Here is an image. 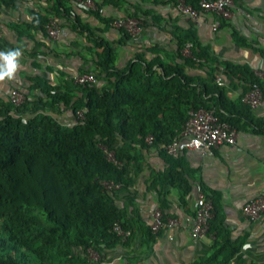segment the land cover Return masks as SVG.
I'll use <instances>...</instances> for the list:
<instances>
[{
	"label": "crops",
	"instance_id": "0c3cea01",
	"mask_svg": "<svg viewBox=\"0 0 264 264\" xmlns=\"http://www.w3.org/2000/svg\"><path fill=\"white\" fill-rule=\"evenodd\" d=\"M95 1L102 7L100 16L78 7L74 0L0 3V51L17 47L23 50L17 79L0 83V107L8 102L11 88L46 102L50 98L40 83L62 94L75 75L96 69L101 49L93 46L85 32L72 28L75 18L111 47L113 65L119 70L142 59L152 62L155 73L165 79H174L177 75L172 70L178 69L205 81L208 66H187L181 52L182 39L192 36L217 64L247 66L264 84V0H232L230 17L221 21L216 30L211 28V13L192 19L179 12L171 0ZM135 11L144 21L129 38L100 19L128 17ZM36 13L57 23L59 33L55 38L37 25ZM219 68L225 96L220 110L236 130L235 145H220L207 154L182 152L170 156L161 150V143L131 144L126 150L132 156L129 182L109 192L119 224L129 235L103 247L100 256L105 264H216L212 253L219 245L226 250L237 247L227 264H264V214L250 219L242 213L245 202L264 189V93L258 106L243 105V80H230L222 66ZM106 82L95 79L97 86ZM75 88L69 104L57 102L46 113L58 122H72L75 116L71 107L82 96V90ZM212 98L211 93L205 95L207 102ZM176 100L181 104L180 99ZM171 115L172 111L161 112L156 118L167 125ZM197 186L213 203L209 222L212 237L194 240L182 226L152 233L149 211L157 208L164 218L185 222L193 215Z\"/></svg>",
	"mask_w": 264,
	"mask_h": 264
},
{
	"label": "trees",
	"instance_id": "16d2710c",
	"mask_svg": "<svg viewBox=\"0 0 264 264\" xmlns=\"http://www.w3.org/2000/svg\"><path fill=\"white\" fill-rule=\"evenodd\" d=\"M171 1L176 5L177 0ZM184 1L197 7L198 0ZM0 3L13 5L14 0ZM33 15L37 25L45 28L49 18ZM128 17L144 21L137 11ZM100 19L109 25L112 18ZM72 28L85 32L93 46L101 49L96 69L79 74H92L96 80L107 82L97 86L70 80V87L66 86L62 94L40 83L50 100L30 99L23 94L24 100L17 107L9 101L1 104L0 264H89L87 248L100 255L103 247L120 239L112 230L120 221L109 201L114 188L106 189L102 182L120 184L119 188L128 184L132 156L126 150L131 144L161 143L162 150L181 130L188 112L199 108L213 109L219 119L229 123L220 110L225 100L223 88L214 80L219 65L230 80H243V94L252 84L264 93V84L252 69L229 62L217 64L192 36L182 39L181 48L191 43V56H184L185 64H206L209 77L205 81L178 69L172 70L177 75L174 79H165L155 73L152 62L142 59L119 70L113 65L111 47L92 29L78 18ZM75 87L82 90V96L71 108L74 116L77 110L82 111L84 119H74L71 126H66L46 110L57 102L69 104ZM208 93L213 97L210 102L205 99ZM169 111L173 114L169 124L157 121L159 113ZM147 135L152 136L151 143L145 141ZM106 152L112 153L113 160ZM33 209L40 217L28 212ZM236 250L219 245L212 258L216 264H227Z\"/></svg>",
	"mask_w": 264,
	"mask_h": 264
},
{
	"label": "built area",
	"instance_id": "2783aa9c",
	"mask_svg": "<svg viewBox=\"0 0 264 264\" xmlns=\"http://www.w3.org/2000/svg\"><path fill=\"white\" fill-rule=\"evenodd\" d=\"M78 7L102 14V7L95 0H74ZM232 0H198L197 7H194L184 0H177L176 8L179 12L188 15L192 19H198L202 13H211L214 17L211 22V28L216 30L220 22L230 17L229 5ZM142 21L131 17L112 18L109 25L115 28L123 29L129 36L136 34ZM46 33L50 38H55L59 33V26L50 19L45 24ZM184 56H191V43L186 42L181 50ZM214 80L217 85H223V79L219 71L214 72ZM73 82L80 85L95 83V77L92 74L83 73L73 77ZM262 99V93L256 84L245 92L241 101L250 108L258 106ZM24 100V95L16 88H11L8 94V101L15 107L19 106ZM75 119L82 120L84 115L82 111L77 110ZM72 122L66 123L71 126ZM236 130L227 122L222 121L214 113L213 109L199 108L190 110L188 118L181 130L167 143L162 146L166 155L176 156L182 152H199L201 154L210 153L212 149L220 146H234L236 142ZM145 141L151 143L152 136L147 135ZM107 157L113 160L112 153L106 152ZM106 189L118 188L120 184H114L109 181H103ZM196 198L194 200L193 215L185 222H180L174 218H164L162 212L155 208L149 211L150 223L149 229L152 233L158 232L161 228L171 229L176 226L187 228L192 239H201L210 236L209 222L213 214V203L207 197L200 186L196 187ZM244 216L255 219L264 214V189L257 195L249 199L242 206ZM112 230L121 239L129 235V231L124 229L118 222L112 226ZM86 257L89 264H105L103 258L92 248H87Z\"/></svg>",
	"mask_w": 264,
	"mask_h": 264
},
{
	"label": "clouds",
	"instance_id": "9594fccd",
	"mask_svg": "<svg viewBox=\"0 0 264 264\" xmlns=\"http://www.w3.org/2000/svg\"><path fill=\"white\" fill-rule=\"evenodd\" d=\"M22 54L23 50L20 47L0 51V83L17 79Z\"/></svg>",
	"mask_w": 264,
	"mask_h": 264
},
{
	"label": "rangeland",
	"instance_id": "374dc122",
	"mask_svg": "<svg viewBox=\"0 0 264 264\" xmlns=\"http://www.w3.org/2000/svg\"><path fill=\"white\" fill-rule=\"evenodd\" d=\"M28 212H29L30 214L34 215V216H38V217H40L39 212H38L36 209L30 210V211H28Z\"/></svg>",
	"mask_w": 264,
	"mask_h": 264
}]
</instances>
